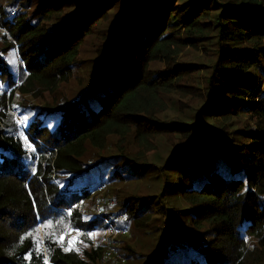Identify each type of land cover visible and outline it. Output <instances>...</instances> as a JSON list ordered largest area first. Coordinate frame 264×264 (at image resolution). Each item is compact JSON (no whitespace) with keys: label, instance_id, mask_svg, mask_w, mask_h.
Listing matches in <instances>:
<instances>
[{"label":"trees","instance_id":"16d2710c","mask_svg":"<svg viewBox=\"0 0 264 264\" xmlns=\"http://www.w3.org/2000/svg\"><path fill=\"white\" fill-rule=\"evenodd\" d=\"M0 29V82L13 85L4 54L16 50L27 71L21 92L67 80L85 40L96 53L78 99L38 106L22 127L6 104L12 92L0 93V264L102 259V248L83 258L48 239L41 246L37 228L60 223L89 234L109 227V217L85 221L79 209L107 182L146 174L150 164L125 151L88 161L85 150H99L111 133L126 135L131 127L144 143L155 134L182 138L161 171L180 175L181 196L192 205L185 231L169 210L149 264H246V240L264 246V98L256 86L264 77V0H14L0 3ZM183 46L196 50L193 60L149 68ZM204 71L205 93L195 96L204 100L199 123L161 120L155 107L163 94L187 92L194 85L183 80ZM243 113L254 118L255 130L229 135L225 126ZM120 157L127 170L116 166ZM154 197L134 200V208L122 202L124 231L128 223L144 226Z\"/></svg>","mask_w":264,"mask_h":264},{"label":"rangeland","instance_id":"374dc122","mask_svg":"<svg viewBox=\"0 0 264 264\" xmlns=\"http://www.w3.org/2000/svg\"><path fill=\"white\" fill-rule=\"evenodd\" d=\"M12 1L14 0H0V3L5 6L11 4ZM107 25L105 24L102 30L97 31L96 35H103ZM175 28H178V26L170 27L169 30L172 31ZM2 33L3 30L0 29V44L3 40ZM7 40L10 41L8 37ZM90 40L84 41V45L81 48L82 53L80 52L81 56L72 65L67 80L59 82L58 87L55 89L54 87L45 88L42 85L35 84L33 85L35 87L31 89L32 91L30 90L27 93L20 91L25 83L27 71L18 59L16 61L17 57H14V51L16 50L5 52L4 57L10 66L14 82L12 83L13 85L8 87L3 81L0 82V93L2 94L4 90L5 92H12V97L8 102L6 101V104L18 125L22 127L24 124L30 122L35 116L38 106L46 103L56 105L64 100L78 99L89 84L91 73L94 69L92 61L96 53H94L93 47H91ZM176 53L174 58H161L151 62L149 68L152 70L164 69L173 60L177 62L182 61L181 59L191 61L198 54L196 50L184 46ZM198 73L201 76L205 75V71ZM208 75L199 78L195 74L196 77L191 82L184 79L183 82L194 85L192 88H188L187 92L175 91L172 94H163L162 105L155 107L160 119L166 120V122L175 120L191 122L193 124L199 123L197 110L199 105L203 103L201 102L203 99L195 98V96L205 93V78ZM195 80L197 81L194 82ZM256 86H260L259 95L264 98V77H261ZM29 111L32 112L28 114ZM49 120H52L49 121V126L56 124L53 117L49 118ZM230 124L225 126V131L229 135L235 129L255 130L256 128V121L247 113L241 114L238 119L232 121V126ZM133 130L134 128L131 127L126 135H122L119 132L111 133L107 136L103 148L96 150L87 145L85 150L86 160L88 161L99 159L100 154L110 155L115 154V152L123 154L125 151V153L131 154L139 163L143 161L150 164L147 166L148 170L146 174H140L136 178L130 177L129 179L124 175V180L122 181L107 182L105 187L97 192L94 199H88L81 209H79L82 219L85 221H90L95 216L109 217L107 219L109 227L105 225L107 229L102 228L89 234H80L71 232L68 228L69 226L60 223L39 225L37 233L41 246H44L45 240L47 241L48 239L51 243L54 242L66 250L78 251L83 258H85L84 253L102 248L104 252L103 257L96 264H149L157 241L163 235L162 226L168 220L169 210L175 211L173 215H170L175 221H180L181 230L185 231L188 229L190 225V214L188 211L192 205L189 199L181 196L183 185L180 181V175L170 170L161 171L162 165L170 154L172 146L182 138L173 134H155L152 137H147V142L144 143L145 141H140L135 137ZM22 138L26 148L29 150L34 148L32 143L28 142L23 136ZM120 158L116 166H119V169H122L121 171L127 170V167H123L124 162L121 161L123 160L122 157ZM109 176L110 174L107 175V178ZM151 195L155 196L153 205H151V210L149 211L153 214L149 215V219L144 221V226L134 227L132 222L126 225L124 231L122 220L126 216L121 214L122 208L120 209L119 206L122 202L124 204L126 201H130L129 208H134L132 206L134 200H138L144 196L150 197ZM49 225L50 227H47ZM61 236H63L62 241L60 239ZM74 238V243L70 245L69 241H73ZM245 246L249 252L246 264H264V246H260L255 238L247 239ZM43 253H46L45 247H43ZM79 253L77 254L79 255ZM45 257L47 256L45 255Z\"/></svg>","mask_w":264,"mask_h":264},{"label":"snow or ice","instance_id":"6c2138e0","mask_svg":"<svg viewBox=\"0 0 264 264\" xmlns=\"http://www.w3.org/2000/svg\"><path fill=\"white\" fill-rule=\"evenodd\" d=\"M25 119H27V117H25ZM47 227H50V225L49 226H47ZM61 241L63 240V236H61ZM74 241H75V238L73 239V241H69V244L70 245H72L73 243H74ZM70 250V249H69Z\"/></svg>","mask_w":264,"mask_h":264}]
</instances>
